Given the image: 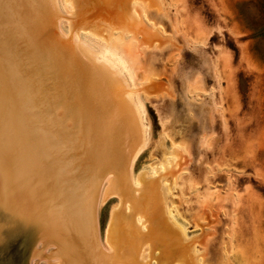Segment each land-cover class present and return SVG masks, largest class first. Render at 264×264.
Segmentation results:
<instances>
[{"label":"water","instance_id":"95a60500","mask_svg":"<svg viewBox=\"0 0 264 264\" xmlns=\"http://www.w3.org/2000/svg\"><path fill=\"white\" fill-rule=\"evenodd\" d=\"M130 1L0 0V264H143L146 243L147 264H188V247L164 214L161 176L145 180L142 173V187L131 185L129 163L141 134L126 90L72 40L80 30L106 42L132 33L137 53L168 43ZM139 1L160 10L154 0ZM108 174L102 204L112 196L120 201L107 234L112 253L101 250L95 222ZM40 240L43 248L35 250ZM48 245L57 249L44 254Z\"/></svg>","mask_w":264,"mask_h":264},{"label":"rangeland","instance_id":"374dc122","mask_svg":"<svg viewBox=\"0 0 264 264\" xmlns=\"http://www.w3.org/2000/svg\"><path fill=\"white\" fill-rule=\"evenodd\" d=\"M162 3L155 20L176 40L141 57L163 90L135 172L178 154L175 218L206 264H264V0ZM116 203L99 209L101 237Z\"/></svg>","mask_w":264,"mask_h":264},{"label":"bare ground","instance_id":"6f19581e","mask_svg":"<svg viewBox=\"0 0 264 264\" xmlns=\"http://www.w3.org/2000/svg\"><path fill=\"white\" fill-rule=\"evenodd\" d=\"M159 9L157 8H148V1L144 3L139 0H131L129 6L135 7L140 11L141 21L145 26H147L151 31L156 32L161 37H168L170 41L157 48L159 45L158 42H153L151 47L148 48V45H142L138 48L137 40H131L132 33H122V41L116 42L114 37H110L106 42L102 37L96 36L88 30H80L78 35L73 33L72 40L75 44H80L82 47L88 48L91 52L95 54H90L91 57L95 59V64H103L108 69L114 73V76L121 82L122 86L126 90L123 93L124 99L128 102L130 107L133 109L137 123L139 126L141 139L134 151V154L129 163V177L131 185L134 189L139 190L142 187L141 181L137 178L139 175L144 173L145 180H153L159 176V192L161 200L164 205V214L168 224L179 232L182 238V244H186L188 247L187 260L188 264H206L205 259L203 258L202 252L200 250V240L197 237H189L186 227L181 225L175 218L177 212L176 200L174 198V189L177 185V169L180 166L178 163L179 155H173L171 157H163L155 163V166L152 168V172L144 170L140 174H136L135 166L143 154V152L148 148L151 142L149 135V122L147 121V109L146 103L147 100L152 97H157L159 93L163 90L162 83L154 78L152 75L141 74L139 72V65L141 63V57L145 54H158L162 52L167 47H172L174 45L175 38L171 37L167 33L161 24V22L156 21L159 17L162 18L161 14L163 12V3L162 0H154ZM140 54V55H139ZM148 124V126L144 125ZM177 148V147H175ZM181 158V157H180ZM113 177L112 174H108L101 183L95 208V222H96V233L99 246L101 250L105 253H112L113 249L109 245L107 240L108 229L111 223V212L114 208H119L120 201L117 197V203L111 208L110 217L104 232L103 237L100 236V225H99V209L106 202L102 204L103 196L106 191V188L109 184L110 179ZM102 204V205H101ZM125 213H129V204L125 203ZM143 220L138 216L135 217V223L137 226H141ZM143 232L147 231L145 226H141ZM43 248V240L38 241L34 249L39 250ZM55 245H48L44 248L43 253L47 254L51 250H56ZM150 245L146 243L138 257L139 262L147 264L149 261ZM154 256H158V252L154 253ZM39 259H33L30 261L31 264H38ZM62 259H53L51 263H61ZM42 264H48L47 261H43ZM150 264H156L155 260H152Z\"/></svg>","mask_w":264,"mask_h":264}]
</instances>
